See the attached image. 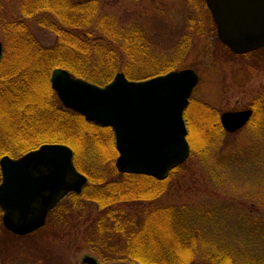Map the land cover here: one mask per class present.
Listing matches in <instances>:
<instances>
[{
    "label": "rangeland",
    "instance_id": "obj_1",
    "mask_svg": "<svg viewBox=\"0 0 264 264\" xmlns=\"http://www.w3.org/2000/svg\"><path fill=\"white\" fill-rule=\"evenodd\" d=\"M97 2L100 12L110 15L118 26L139 28L144 33L153 61L131 66L137 75L171 68V71L191 69L198 76L189 99L193 105L183 112L189 156L162 181L164 192L153 204L188 208L191 219L200 224L205 237L197 246L193 264H214L207 256H202L201 245L214 252L213 246L217 243L231 249L237 264H251L250 261L264 264V119L252 127L249 125L253 114L251 104L264 95V49L244 55L227 50L216 36L204 0ZM20 18L19 0H0V22ZM28 25L42 45L55 42L51 32L35 22H28ZM0 42L3 46L1 30ZM122 63L116 73H123ZM93 72L89 71L97 79V72ZM197 104L216 111L222 128L216 137L213 135L209 139V134L203 137L208 125ZM248 109L252 110L251 117L239 130L233 133L224 130L220 123L222 113ZM97 133L94 139L96 154L92 156L90 148L77 146V158L73 159L75 169L87 178V183L88 171L98 166L95 162L98 154L107 160L113 157L106 135ZM76 136L73 137L76 139ZM24 154L9 157L16 159ZM116 157L117 152L113 161ZM67 197L54 209L64 205ZM54 209L48 213L45 225L30 235L14 236L1 223L0 264H81L83 255L95 257L91 246L83 239L90 233L88 224H83L81 219L75 220L77 215H73L70 223L63 225L56 213L53 214ZM92 211L93 206L89 204L86 213ZM0 213L1 220V210ZM226 262L229 260L225 259ZM105 264L137 263L113 260Z\"/></svg>",
    "mask_w": 264,
    "mask_h": 264
},
{
    "label": "trees",
    "instance_id": "obj_2",
    "mask_svg": "<svg viewBox=\"0 0 264 264\" xmlns=\"http://www.w3.org/2000/svg\"><path fill=\"white\" fill-rule=\"evenodd\" d=\"M19 11L20 19L0 22L4 40L0 59V157H17L43 143L57 142L71 147L75 160L77 146L90 148L93 156L97 132L105 134L113 157L107 160L98 154V166L88 171V183L81 194L68 195L53 214L63 225L69 224L73 215L88 224L90 233L83 239L101 263L128 260L137 264H193L197 246L205 236L200 224L191 219L190 210L153 204L164 192L162 181L118 173L111 129L64 108L50 84L54 68L101 86L113 78L120 62L121 71L134 81L167 73L171 68L137 75L131 66L153 61L144 33L139 28L118 26L110 15L100 12L97 0H19ZM28 22L51 32L55 42L42 45L32 35ZM89 71L97 72V79ZM190 105L192 101L186 108ZM197 106L208 125L203 137H216L222 131L216 111ZM251 109L252 127L264 119V95L252 102ZM89 204L94 211L86 213ZM217 244L214 252L201 245L202 256L214 264H237L231 249ZM225 259L229 262L224 263Z\"/></svg>",
    "mask_w": 264,
    "mask_h": 264
},
{
    "label": "water",
    "instance_id": "obj_3",
    "mask_svg": "<svg viewBox=\"0 0 264 264\" xmlns=\"http://www.w3.org/2000/svg\"><path fill=\"white\" fill-rule=\"evenodd\" d=\"M218 40L236 55L264 48V0H204ZM2 43L0 42V59ZM198 76L191 69L170 71L142 81L122 72L104 86L75 78L64 69L50 75L51 88L61 104L85 120L109 127L117 152L115 169L158 181L189 156L183 112ZM252 110L224 112L220 123L233 133ZM0 210L5 230L29 235L45 225L51 209L68 194H80L87 178L73 164L64 144L48 143L19 158H0ZM81 264H101L88 254Z\"/></svg>",
    "mask_w": 264,
    "mask_h": 264
}]
</instances>
